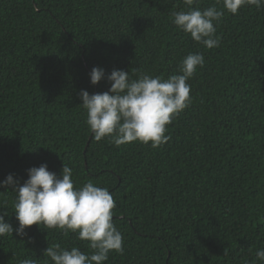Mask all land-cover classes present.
I'll return each instance as SVG.
<instances>
[{"label": "trees", "instance_id": "trees-1", "mask_svg": "<svg viewBox=\"0 0 264 264\" xmlns=\"http://www.w3.org/2000/svg\"><path fill=\"white\" fill-rule=\"evenodd\" d=\"M187 9L184 0H0V181L12 174L22 185L29 168L59 175L64 164L75 187L108 188L124 250L103 264H264L255 257L264 249V7L226 12L212 49L172 23ZM190 52L205 63L166 143L92 138L81 90L107 91L114 69L166 79ZM93 67L105 73L95 85ZM14 195L0 188V214L14 229L0 236V264H45L57 243L91 252L76 234L43 225L17 236Z\"/></svg>", "mask_w": 264, "mask_h": 264}, {"label": "clouds", "instance_id": "clouds-1", "mask_svg": "<svg viewBox=\"0 0 264 264\" xmlns=\"http://www.w3.org/2000/svg\"><path fill=\"white\" fill-rule=\"evenodd\" d=\"M196 0H184L186 11L172 12V23L177 29L207 49L220 46L216 25L225 13L232 15L244 6L264 7V0H216L203 10L191 7ZM202 53L190 52L180 62L179 74L152 76L137 72L132 79L128 71L114 69L107 75L110 83L107 91L89 94L81 90L80 106L86 111L85 123L92 138L99 142L109 139L119 147L122 144L140 142L157 148L166 143L167 125L192 102L188 81L197 68L204 66ZM90 83L97 84L105 78L102 68L93 67ZM73 170L63 164L60 174L50 172L46 164L27 170L22 185L9 174L0 181V188H11L12 207L18 226L17 236L24 237L25 229L43 225L46 229H60L65 235L76 234L78 240L88 241L89 254L77 247L62 248L60 244L48 246L43 255L45 264H103L110 252L123 253V235L113 223L115 200L108 188L99 187L88 180L80 187L74 186ZM4 192V191H3ZM0 214V236L13 234V227ZM257 261L264 262V249H257ZM20 264H38L25 258Z\"/></svg>", "mask_w": 264, "mask_h": 264}]
</instances>
